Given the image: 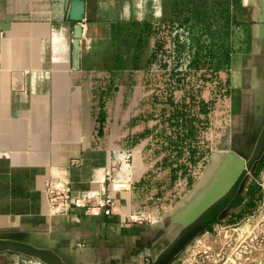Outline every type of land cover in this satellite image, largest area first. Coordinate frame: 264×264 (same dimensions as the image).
<instances>
[{"label": "crops", "instance_id": "obj_1", "mask_svg": "<svg viewBox=\"0 0 264 264\" xmlns=\"http://www.w3.org/2000/svg\"><path fill=\"white\" fill-rule=\"evenodd\" d=\"M71 1L0 0V238L22 239L67 264H155L184 230L181 218L191 215V192L212 157L203 139L216 126L218 106L228 100L237 109L264 108V0H210L216 38L226 21L229 26V64L220 71L228 92L213 99V86H204L203 100L213 108L208 116L197 114L195 151L203 158L191 166L184 147L179 162L192 172L175 179L170 162L178 150L164 138L179 129L162 114L172 106L159 93L163 74L186 71L175 65V33L155 54V26L175 21V0H85L78 69ZM205 70L201 65L198 72ZM168 89L173 104L190 105L185 83ZM261 112L243 117L261 121ZM124 152L131 153L127 169L118 159ZM113 166L120 186L109 178ZM59 170L73 202L68 212L53 215L44 189ZM237 180L198 227L212 230L234 206ZM103 192L111 206L104 205ZM86 197L90 203L82 201ZM29 260L0 252V264Z\"/></svg>", "mask_w": 264, "mask_h": 264}, {"label": "rangeland", "instance_id": "obj_2", "mask_svg": "<svg viewBox=\"0 0 264 264\" xmlns=\"http://www.w3.org/2000/svg\"><path fill=\"white\" fill-rule=\"evenodd\" d=\"M218 108L221 114L216 126L209 129L203 139L208 146V157L211 153L212 157L205 169L200 171L202 173L196 181L197 192L190 191L194 200L187 212L191 215L181 220H185V224L190 222L224 194L238 175L240 180L237 189L246 201L240 207L228 206L212 230L192 234L187 242L188 252L174 264H192L189 260L192 250L206 251L208 258L200 264H264V129L259 133L264 124V108L241 105L237 109L228 100ZM259 111H262L263 121L245 119ZM238 114L241 117L236 122ZM232 124L236 126L233 142L229 137ZM247 128L250 131H244ZM260 165L262 168L256 175ZM250 186L259 187L252 206L248 205L247 197Z\"/></svg>", "mask_w": 264, "mask_h": 264}, {"label": "trees", "instance_id": "obj_3", "mask_svg": "<svg viewBox=\"0 0 264 264\" xmlns=\"http://www.w3.org/2000/svg\"><path fill=\"white\" fill-rule=\"evenodd\" d=\"M183 3H185V6ZM174 7L175 21L163 22L161 25L155 26V35L159 36L155 44V54L165 51L169 36L175 33L171 43L172 51L176 56L175 65L176 68L178 66L186 68V71H174L169 76L163 74V86L165 88L159 89L160 96L165 97L166 103L172 106V110L169 111L168 108H165L162 110V114L168 113L170 116L168 119L172 120L170 126H177V129H179L175 132L174 137L166 136L164 138L168 141L169 146L178 150L170 162L171 165L175 164V166H172L173 179L178 178L179 172H181V176L192 172V170L190 171L191 168L189 169L187 165H180L179 162L184 154L181 151L184 147L189 148L191 151L189 153L191 166L196 165L200 158H203V154L199 156L195 151L199 133L197 124L200 122L197 114L208 116L213 108L211 101L205 103L203 100V88L206 84L213 86L211 90L213 99L226 97L228 84L221 81L220 71L228 66L231 52V45L228 40V21L223 24V35L216 38V32L219 28L216 27L215 9L212 1L175 0ZM180 27L183 28V32L179 34ZM201 65L206 66L207 70L199 73ZM199 82L201 87L196 89L195 86ZM172 83H176L177 86L185 83L187 86L185 98H188L190 105L185 101L180 104H173L172 91L168 89L169 84ZM195 102L199 106L198 104L194 105ZM194 143L195 145H193ZM261 168L262 165L257 167L256 175H258ZM189 180V186H192L194 179L190 178ZM239 180L238 178L237 181ZM257 190H259V187H248V205L252 206L254 204ZM244 201L245 197L237 194L231 203L236 207H240Z\"/></svg>", "mask_w": 264, "mask_h": 264}, {"label": "water", "instance_id": "obj_4", "mask_svg": "<svg viewBox=\"0 0 264 264\" xmlns=\"http://www.w3.org/2000/svg\"><path fill=\"white\" fill-rule=\"evenodd\" d=\"M86 3L85 0H72L69 12L70 20L76 22L74 28V42H73V66L75 69L79 68V55H80V40L83 33L82 20L85 16ZM239 176V175H238ZM238 176L219 198L211 202L206 208L198 213L190 222L184 224V230L178 235L175 242L167 249V251L158 259L155 264H171L172 261L183 251L187 246L189 237L194 233H199L205 229L198 227V223L202 216L208 212L212 207L221 202L228 194L234 182H236ZM11 251L24 255L26 257L36 258L41 260L45 264H67L61 260L52 251L47 249L36 247L34 244L26 242L16 237L0 238V252Z\"/></svg>", "mask_w": 264, "mask_h": 264}, {"label": "built area", "instance_id": "obj_5", "mask_svg": "<svg viewBox=\"0 0 264 264\" xmlns=\"http://www.w3.org/2000/svg\"><path fill=\"white\" fill-rule=\"evenodd\" d=\"M131 158V153L124 152L122 153L118 159L122 160V163L125 165L126 169L129 166V160ZM121 163V164H122ZM117 166L111 167V172L109 173V178L116 185L120 186V179H116L115 175H117L118 170ZM44 196L47 203V210L50 214H62L66 213L69 210L70 205L72 204V199L69 191V182L67 175L64 171H58L54 176L47 180L44 189ZM103 202L105 206H111V198L105 192L102 193ZM92 197L83 198L82 201L87 203L91 202ZM90 209V208H89ZM106 213H110V209L106 210ZM188 252L187 246L183 249V251L172 261L171 264H174L181 255ZM30 260L26 264H45L41 260L36 258L28 257ZM206 251H196L192 250L189 253V260L192 264H200L207 259Z\"/></svg>", "mask_w": 264, "mask_h": 264}, {"label": "bare ground", "instance_id": "obj_6", "mask_svg": "<svg viewBox=\"0 0 264 264\" xmlns=\"http://www.w3.org/2000/svg\"><path fill=\"white\" fill-rule=\"evenodd\" d=\"M214 164V163H213ZM207 176V175H206ZM204 180V179H203ZM197 187V186H196ZM198 190V189H197Z\"/></svg>", "mask_w": 264, "mask_h": 264}]
</instances>
